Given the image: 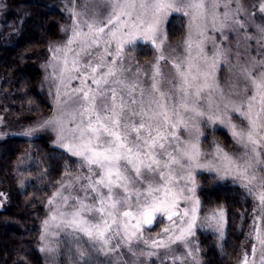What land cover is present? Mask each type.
I'll return each mask as SVG.
<instances>
[{
	"label": "snow or ice",
	"instance_id": "snow-or-ice-1",
	"mask_svg": "<svg viewBox=\"0 0 264 264\" xmlns=\"http://www.w3.org/2000/svg\"><path fill=\"white\" fill-rule=\"evenodd\" d=\"M84 9L73 12L66 44L52 50L66 89L57 90V114L19 133L53 132L66 158L67 179L48 200L41 240L63 234L76 264H96L125 248L131 264H167L169 257L201 264L192 246L197 228L224 235L222 208L200 215L197 175L209 172L238 183L256 201V243L240 264H264V227L257 223L264 222V0L260 23L240 0H94ZM177 14L187 18L186 33L177 48L165 50L167 25ZM225 30L243 31L260 51L221 47L209 33L227 39ZM139 42L156 51L147 66L134 55ZM225 64L227 90L219 79ZM72 80L79 86L69 89ZM217 125L228 129L238 151L215 139L203 149L204 129ZM164 221L157 237H146ZM59 243L40 251L55 259ZM177 246L183 256L175 255Z\"/></svg>",
	"mask_w": 264,
	"mask_h": 264
},
{
	"label": "trees",
	"instance_id": "trees-1",
	"mask_svg": "<svg viewBox=\"0 0 264 264\" xmlns=\"http://www.w3.org/2000/svg\"><path fill=\"white\" fill-rule=\"evenodd\" d=\"M68 1L3 0L0 114L14 128L27 127L52 110L40 89L41 63L49 45L62 38V27L69 21ZM182 23L172 17L170 34L180 31ZM137 55L150 59L151 49L139 46ZM65 164L62 150L49 138L13 136L0 141V264H45L38 249L40 226L48 200L66 177ZM68 166L75 169L74 164ZM199 179L201 217L222 208L226 223L223 239L212 230L197 231L201 258L204 264H240L254 244L256 201L233 181L217 182L209 174Z\"/></svg>",
	"mask_w": 264,
	"mask_h": 264
},
{
	"label": "rangeland",
	"instance_id": "rangeland-1",
	"mask_svg": "<svg viewBox=\"0 0 264 264\" xmlns=\"http://www.w3.org/2000/svg\"><path fill=\"white\" fill-rule=\"evenodd\" d=\"M240 2L243 4L244 8L248 12H255L256 13V23H260L261 22V20H260L261 13H259V10H258V5L260 3V0H240ZM85 3L88 4L89 9H91L94 6V0H69L66 4L67 13L69 14V21H68V23H66L62 27V38L52 42L49 45L48 56H47L46 60L43 63H41L42 78H41V82H40V89L48 96L49 101L52 104V110L49 113H46V114H43L42 116H40L35 122H33L29 126L35 125L37 121H43L45 119L52 118L54 115L57 114V111H58V109H57V90L59 89L61 95H63V92L66 89H65V86L63 84H61V82L59 80V62L57 60L53 59L54 51H52V50L66 44L67 39L71 35L72 26H73L74 22H76V17L73 15V12L74 11H84L85 10L84 9ZM254 5H256L257 7L254 8ZM3 6H4L3 0H0V20L2 17ZM175 16L180 17L182 19V21H183L182 27H181L180 31H177V28H176V32H174L175 35H173L174 33L170 34V31H169L168 25H167L168 39L164 45L165 50H168L170 48H177V46L184 39V36L186 33L187 18L181 17L178 14ZM171 20H172V18H170V21ZM209 34L217 39V41L221 47H223L225 49L230 48L232 50V53H235L237 50H239L243 54L246 46H248L249 53L252 56H256L258 51H260V47L256 43L255 39L248 40V41H246L244 39L245 33L243 31L225 30L224 35L227 37V39H223L221 37V34L218 32H216V33L210 32ZM247 34L252 35V36L257 35L254 28H248ZM172 35H173V38L171 37ZM238 44H239V49L237 48ZM139 46H148L151 49L152 56L150 59L144 58L143 55L140 57L137 55ZM73 47H75V45H73ZM179 50L180 49H178V51ZM208 50L211 51V44L208 45ZM57 55H62V53H58ZM71 55L72 54L69 53V59H71ZM134 55H135L136 59L140 62L141 65L147 66V64L149 62L154 61L155 56H156V51L150 44H145L143 42H139L138 46L134 52ZM231 59H232V62L235 63L234 56L231 57ZM229 67H230V65H228V64L223 65L221 68V71L219 73V79H220L221 87L225 88V90H227V87H228V78L230 75ZM78 86H79V81L78 80H72L69 84V89L71 87H78ZM234 121L237 123L240 122L237 117H234ZM29 126H27V127H29ZM27 127L14 128V127L10 126L7 123V121L5 120V118L3 117V115L0 114V141L6 139L8 137L21 136V135H19V133L22 132ZM204 131H205V135L207 137V140H205L202 143V147L204 150H206V151L210 150V148L212 146V141L215 139V140H218L220 142V144L223 145L227 151H229V152L238 151V149H237L236 145L234 144L231 136L229 135L228 129L217 125L215 128H213L211 126L206 127L204 129ZM21 137H24V136H21ZM39 137L49 138L51 141V144L55 147L54 142H53L55 134L51 131H42V132H39L32 137H26V138H39ZM202 174H209V175L213 176L217 180V182L232 181L231 179L222 180L218 176H216L215 173H209V172L200 173L197 175V183L199 185V187L197 188V193H196L197 196H198L199 191L201 189V182H200L199 177ZM66 179H67V177H65L63 179V181H65ZM2 203H3L2 200H0V207L2 206ZM184 206L185 205L182 204L181 208H183ZM49 216H50V206L47 204V213H46V216L44 217V219L42 220L41 226H40L41 232H40V237L38 240V249L40 251V249L42 247H45L49 241H51L54 244L57 241H59L60 243H59V251L55 254V259H53V254L40 251L41 255L43 256V258L45 260V264H76L77 258H75L73 256V252L71 250L74 247V245H71L70 243H65L64 242L65 237L63 234H60L55 238L50 236L48 238V240H41V236L44 234L43 222H44V220L48 219ZM257 223H260L261 226L264 227V222L257 221ZM166 226H167V221L156 224L152 230L146 232V237H152V238L157 237L161 233L162 228H164ZM199 229L200 230L201 229H208V230L214 231L213 229L207 227V225H205L203 228L198 227L196 230V235L193 238V244H192L193 248L196 246L199 247V242H198V237H197V231ZM225 229H226V223H224V225H223V229H222V231L224 230L223 234L225 233ZM215 233L218 234V232H215ZM254 243H256L255 239H254ZM84 246L87 247V244L85 243ZM184 253H185V250L183 248H181L179 246L176 247L175 255L183 256ZM196 255L200 259L201 264H204V262L201 258V255H200V249H199V252L196 253ZM249 255L251 256V250L249 252ZM259 255H260V249H259V245H257V253H256L257 261L259 259ZM117 256H119V260H117ZM132 259L133 258L127 252V249L125 248V249H121L118 253H115L111 256H103V255L99 256L96 260V264H124V262H128V264H131ZM154 259H156V258H154ZM144 264H149V262L144 261ZM156 264H160L159 259H156ZM167 264H179V262L178 261L174 262L173 259L171 257H169ZM186 264H192L191 258H188Z\"/></svg>",
	"mask_w": 264,
	"mask_h": 264
}]
</instances>
